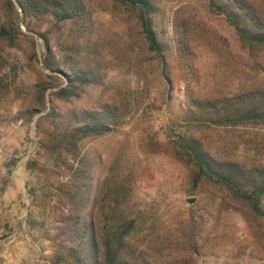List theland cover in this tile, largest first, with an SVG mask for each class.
I'll list each match as a JSON object with an SVG mask.
<instances>
[{"label":"rangeland","instance_id":"rangeland-1","mask_svg":"<svg viewBox=\"0 0 264 264\" xmlns=\"http://www.w3.org/2000/svg\"><path fill=\"white\" fill-rule=\"evenodd\" d=\"M149 1L161 58L124 0H79L83 19L64 28L41 15L20 23L15 0H0L12 38L0 40V264H76L71 227L95 206L103 226L117 183L136 221L128 249L143 246L148 264H264V217L198 177L182 148L190 136L217 161L264 167V125H218L194 106L264 90V49L239 42L208 0ZM251 1L264 17V0ZM38 32L56 62L89 66L98 84L67 103L51 98L65 83L43 67ZM52 103L62 114L102 107L110 131L48 143L58 134L42 120Z\"/></svg>","mask_w":264,"mask_h":264},{"label":"trees","instance_id":"trees-1","mask_svg":"<svg viewBox=\"0 0 264 264\" xmlns=\"http://www.w3.org/2000/svg\"><path fill=\"white\" fill-rule=\"evenodd\" d=\"M15 2L22 14L20 23H24L27 17L41 15L43 18L54 20L64 28L78 23L84 17L79 0H15ZM208 2L212 10L230 24L239 42L252 49H264V17L251 0H208ZM7 3L13 6L11 0H7ZM124 5L137 10L148 48L161 58L164 46L159 42L152 28L149 18V14L152 13L150 1L124 0ZM26 27L30 30L28 26ZM176 27L181 28L178 21ZM37 35L42 45L40 52L43 67L53 74L50 75L51 77L60 79L58 75H61L65 83L50 94L51 98L67 103L72 98H78L85 87L98 84V75L89 66L78 67L73 63H67L66 60L56 62L47 34L38 32ZM0 40H12L11 29L1 18ZM74 48L76 47H70V51L76 54L77 50ZM194 106L200 113L213 115L215 120L210 121L218 125L230 123L264 125V90L252 86L232 98L224 99L221 105L207 101L201 104L194 103ZM107 116V110L102 107L90 112L71 111L62 114L56 104H53L42 120L50 119L52 128L58 131L57 135L52 136V141H48L56 145L64 142L77 143L85 138L109 132ZM182 141H184L182 148L197 168L198 177L204 176L208 180L222 184L225 190L240 203H246L253 213L264 217V167H252L248 170L233 162L217 161L203 148L198 139L185 136ZM45 147L47 148L46 145ZM111 196L110 202L113 206L108 212L110 219L107 218L103 226L94 224L92 216L97 208L95 206L92 212H89V221H87V213L86 222L71 227L72 241L79 240V242L78 247H69L68 254L76 264H148L143 257L145 251L143 246L136 245L135 251L128 249V240L136 227L135 219L128 217V213L132 211L128 191L122 183H117ZM161 242L158 239L157 245L159 246ZM99 253L101 255H98ZM63 260L65 257L60 256L55 264Z\"/></svg>","mask_w":264,"mask_h":264},{"label":"water","instance_id":"water-1","mask_svg":"<svg viewBox=\"0 0 264 264\" xmlns=\"http://www.w3.org/2000/svg\"><path fill=\"white\" fill-rule=\"evenodd\" d=\"M193 202H194L193 199H191V200L188 201L189 204H192Z\"/></svg>","mask_w":264,"mask_h":264}]
</instances>
